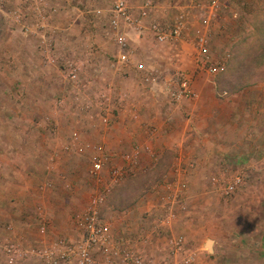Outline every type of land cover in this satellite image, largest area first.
Wrapping results in <instances>:
<instances>
[{
  "label": "rangeland",
  "instance_id": "1",
  "mask_svg": "<svg viewBox=\"0 0 264 264\" xmlns=\"http://www.w3.org/2000/svg\"><path fill=\"white\" fill-rule=\"evenodd\" d=\"M113 2L49 0L59 10L52 25L53 28H59L57 34L61 31L58 37L64 34V28L72 30L68 31L71 35L61 37L62 40L51 48L50 54L59 57L58 64L46 66L41 57V46L45 39L23 35L6 15L19 6L20 0H0V48L6 50L11 61L16 62L11 69L8 68L9 64L6 67L0 65V177L6 180L4 186L0 185V242L10 239V235H16L12 238L31 249L59 238H77L79 233L75 225L78 216L85 212L93 197L105 196L103 206L109 197L105 212L113 223L116 239L141 242L140 233L143 235L148 230L153 231L156 239L182 234L188 246L197 253L201 264H264V0H221L219 12L211 17L208 27L204 19L210 11L208 7H203V13L205 10L207 15L203 16L204 25H201L199 17L196 20L194 17L186 19L184 40L174 42L172 46L160 45L153 40L154 43L141 48L131 42L134 58L146 62L156 71L158 78L161 76L156 85L176 88L181 78H186L194 92L198 77L209 79L213 76L208 77L205 72L212 59L224 66V70L215 76L219 89L230 92L225 97L235 92L239 94L235 98H224V101H234L236 104L235 109L228 110L227 103L223 101L220 110L225 114L222 116L235 114L238 120L243 119L245 116L240 107L245 105H250L254 112L253 129L244 142V148L236 150V147L230 157L199 158L205 156V152L201 150L198 155L189 146L185 153L187 158L162 152L159 161L158 158L151 160L148 150L160 151L161 141L157 145L153 144L152 148L146 147L147 151L144 154L140 152L143 155L134 158L132 163L125 162L126 156L133 153L131 141H127L124 136L123 140L127 143L120 141L122 137L115 135L114 122L108 130L102 127L92 129L87 127V120L91 121L88 115L79 113L77 118L83 122L76 126L69 124L63 115L60 117L53 113L55 103L61 107L63 90H76L68 79V68L63 64L62 57L77 62L84 83L86 71L91 76L104 74L106 79H115L114 84L120 95L132 97L138 92L148 93L156 88L155 84L145 82L143 74L133 66L119 67L116 64L118 48L114 41V30L110 29L108 21V11ZM104 9V15H97V11L103 12ZM69 24L73 26L68 27ZM197 28L208 32L206 46L209 52L206 57L211 59L204 58L207 66L201 68L196 63L200 55L190 44L196 37ZM67 36L70 42L64 40ZM82 48L99 52L98 66L92 67L91 63L84 60L86 54ZM2 55L0 61L3 62ZM68 55L71 57L66 58ZM21 60H27V65H20ZM25 72L30 80L19 82L22 79L20 75H27ZM166 76L170 78L167 81ZM6 93L7 97L4 95ZM166 99L170 105L180 104L184 107L194 102L185 100L177 103L170 96ZM153 120L161 123L160 118ZM75 130L83 131L77 142L72 137ZM104 133L107 134L105 139ZM144 135L143 141L147 137L146 133ZM174 136L178 138L177 134ZM221 136L223 143L228 145L232 136L227 133L226 137L224 132ZM54 143L58 144L57 157L49 158L48 153L54 150L49 147ZM83 146L84 152H79ZM95 146H101L108 154L107 170L121 169L123 175L117 182L112 181L107 173L99 176L100 181L91 175L93 161L98 155L93 148ZM171 169L174 172L188 170V186L195 201L190 213L192 225L188 227L180 223L181 213L179 215L178 212L176 218L165 227L161 225L167 211L164 207L162 209L161 197L158 194L156 196L154 188L164 181ZM234 176H241L244 183L235 193L227 196L221 188ZM143 184H151L150 190L140 197L137 195L134 203L130 204L137 185ZM149 193H155L148 200L151 205L155 204L153 209L150 208L153 210L151 226L146 220L151 214L150 210L134 208ZM144 220L147 225L141 226ZM44 225L46 231L41 233L42 237L38 231ZM170 226L174 232H164V228L169 229ZM208 239L215 240L213 253L205 246ZM139 242H136L138 247ZM163 243L155 249L157 253L151 255L156 264L166 262L155 259L156 255L161 253V257L166 259L170 256L169 252H163ZM165 249L167 251L168 248ZM0 264H9L1 243ZM17 264L42 263L29 259Z\"/></svg>",
  "mask_w": 264,
  "mask_h": 264
},
{
  "label": "crops",
  "instance_id": "2",
  "mask_svg": "<svg viewBox=\"0 0 264 264\" xmlns=\"http://www.w3.org/2000/svg\"><path fill=\"white\" fill-rule=\"evenodd\" d=\"M145 1L146 0H132L131 3L132 9L135 11L139 10ZM173 1L174 2H171L170 0H152L155 7L152 9L151 17L160 22H170L172 21L174 16L177 15V12L180 11L179 13L182 12L186 14L187 19H191V17L192 18L194 17L196 20L199 17L201 19L200 21L202 25L203 16H207L205 15V10L203 13L202 10L203 7H208L210 10L212 8H215V5L212 6L213 3L218 4V6L221 3V0H183V1L173 0ZM216 10L219 9L216 8ZM105 12L106 10L104 9L102 13ZM218 12L219 11H217V13ZM58 14L56 15V18ZM210 15L209 17L211 18ZM70 26L73 25L69 24L68 27ZM65 29L66 28H64L65 31L63 32L64 34L61 33L63 36L61 35L60 37H58L61 31H59V34L51 36V38L53 39L56 38L54 44H56L57 41L60 42L62 40L61 37L64 38L66 34L68 36L71 35V33L68 31L72 29L70 28H67V30ZM206 34L208 36V32ZM129 35L132 39V42L134 44L136 43V45H139L141 48L143 46L147 47L146 45H148L149 43H154L152 36L149 35L148 33H138L137 31L134 30L130 32ZM68 36L67 39L64 40L70 42ZM167 45L172 46L174 45V42L167 43ZM206 48L207 51L209 52V48L207 46ZM82 49L83 52H85L86 54L84 56L85 57L84 60L88 61L89 64L91 63L92 67L98 66L97 57L99 58L98 55L99 52L93 50L87 51L85 48ZM195 49L199 54L200 50L199 49L197 50V48ZM67 51L68 50H66V53ZM2 53H3L2 55L3 62L0 61V65L6 67L7 64H9L8 68L11 69V67L14 66L13 63L16 62L11 61V58L10 56L8 57L6 50L0 48V54ZM46 53L49 54L45 55L44 51L41 52V57H43L42 62L46 66H50L51 64L48 63L49 60L46 59L47 56L50 57V52L46 51ZM68 53L70 54V51H68ZM65 57L70 58L71 55ZM62 58L64 59V57ZM204 58L206 57L198 56V60L196 63L199 68H201L200 66L204 65L202 63ZM207 58L210 59V57ZM104 62L107 64V61ZM27 63H28L27 60L20 61V65L22 66L24 65L26 66ZM218 63L219 62L213 61L212 59L211 66L213 65L217 67L219 70L221 66L218 65ZM101 71H104V69H101ZM220 71L211 72L209 68L208 70L205 69V72L207 73L208 77H210L209 75L211 76L213 75V76L210 77L209 79L208 78L201 79L200 77H198L199 80L198 78L196 79L197 85H194L196 92L195 91L193 92L195 94V97L193 96L192 98L188 99L194 102L186 105V107L180 104L170 105L169 102L166 101L167 96H170L169 95L170 87L168 88V86L166 85L163 86L160 84L158 85L155 84L156 88L155 89L153 88L148 93L140 94L138 92V94L136 93L132 97L127 96L128 98H125L123 102L117 103L121 105V110L117 115V121L116 120L113 121L114 122L113 127H116L115 135L119 134V137L124 136L128 139L127 141H131V149L133 150L132 155L137 154L136 156L137 158L141 157L147 151L146 147L152 148L153 144L157 145V143L158 142L161 143V141L163 143L159 144L161 147L160 151H155L154 149L148 150L149 152L148 155L151 158V160H153L154 158L155 159L158 158L157 160L159 161V159H161L159 154L162 152L163 154L164 152H170L174 156L180 155V158H187L185 153L186 150L189 148V146H191L192 149L197 151L198 155L201 154V150L205 152V156L203 157L201 156L199 158H216L218 156H227V157L232 156L236 147H237L236 150L244 148V144H245L244 142L247 141L248 134L250 133L251 129H253L252 121L254 120L252 119V115L254 114V112L253 110H251L250 105H245L242 108L240 107V109L242 110L245 116L243 119L240 118V120H238V117L235 116V114H227L226 116L228 117L224 115L222 116V114L225 113L223 111L221 112L220 107L224 105L223 104L224 98L226 99H229L230 97L235 98L239 93L235 92L234 94H231L229 97H225L229 91L228 92L221 91L218 86L219 82L215 79V76ZM20 77L22 79H19L20 80L19 82L24 83V80L26 82L30 80V79L28 80L29 77L28 73L27 75H20ZM86 77L87 78L85 79L84 90L76 91V90H72V88H65V90H63L64 92L62 91L63 94L60 100V103H62L61 107H58L56 103L53 106L54 114L60 117L63 115V117L67 119V122L69 124L72 123V125L74 124L76 126L80 125L83 122L80 120V118H77L79 113H83L85 114V116L86 115L89 116L90 113L94 112V110H97L96 102L98 98L101 96V94L103 93L107 94L109 96L110 101L117 99L119 95L117 88L114 84L115 79L114 80L106 79L104 74L91 76L90 73L88 74L87 71H86ZM159 78H161V76H159ZM166 79L169 80L170 79L169 76H166L165 80ZM9 83H11V80H9ZM4 95L5 97H7L8 94L6 93ZM21 96L23 97L22 94ZM22 97H19V99H22ZM183 101L177 103H182ZM224 103L225 104L227 103L228 110L235 109L234 106L236 103L234 101L229 102V100L227 101L225 100ZM88 105H93L92 110L88 109ZM223 108H225V106ZM151 117L153 118L150 119ZM221 117H223L222 120ZM155 118H160L161 123L154 121L153 119ZM87 122H88L87 127H89L91 121L87 120ZM145 122H149V123L145 124ZM80 130L79 131L75 130V131H78V133H80L81 135L82 134L81 132L83 131ZM149 131L152 133V135H150ZM154 132L159 134L161 137L159 138L158 135L154 134ZM223 132L226 135V137H227V133L228 135L230 134L232 136V138H230L231 140L230 143L228 144L227 142L228 145H225L223 143L224 140L221 136L223 135ZM145 133L147 134V137H145V141H143ZM174 134L175 135L177 134L178 136L177 139H175ZM106 135L107 134L105 133L103 134L104 139L105 137H107ZM120 141H122L123 143H127L123 140V137L122 140ZM49 148H52L54 150L52 152H49L47 156L49 158H56L58 152L57 150L58 144L55 145L54 143L53 145H50ZM140 152L141 153L143 152V154H140ZM46 154L47 153H45V155ZM237 158L239 157L237 156ZM186 171L188 170H177L176 172H174L173 169H171L167 175L168 178L166 177L164 181L162 180V182H160V184L154 188V190L156 191V196L158 194L161 197L162 209L163 207L164 209H167L168 207L172 206L173 209L176 210L179 215L181 213V215L179 216L180 220L179 219L178 220L180 221V223L182 222L184 227H188L192 225L193 219L190 217L191 216L190 213L191 211H193L195 207L193 205L195 201L192 198L193 196L188 186V181H187L188 173ZM3 182H6V180L0 177V185H3ZM168 183H170V185ZM182 184L185 185L184 188L181 187ZM7 185L8 182L5 186L6 189H7ZM45 187H47V185H45ZM159 190L160 192L162 191V193H160ZM150 196H155V193L147 194L134 207L136 208V210H140L141 208L145 211L150 210L149 213L151 212V214H149L148 219H146L149 226H151L150 217L153 214V210H151L150 208L152 207L153 209L155 207V204L151 205L150 201H148ZM160 197L158 196V201L160 200ZM144 201H148V202H145L143 204ZM19 204L22 203L20 202ZM39 213H43V212L40 211ZM145 223H146L145 220L144 222L142 221L141 226L147 225ZM166 228H164V232L167 233L174 232L173 227L170 226L169 229ZM43 231L44 232L46 231L45 225L42 226V228L38 231L40 236H42L41 233H44ZM141 234L142 233H140L141 242L137 240H134V242L135 244H137L136 242H139L138 243L140 245L139 247H141V249H143L144 251L148 252L151 255H153V253L154 254L157 253V250L155 249L156 248L158 249L160 246H162L161 243L165 241L164 243L166 244V242L168 243V239H170V237L166 238L167 235H165L162 238L158 237L156 239V237L153 236L154 233L152 230L143 232V235ZM171 235L175 236V234H171ZM8 237L12 238V237H16V235L15 236L10 235ZM165 244L163 245L164 247L162 248V250L163 252H168V250L166 251L165 249L167 248ZM155 259H157L158 261L162 259V261L164 262L168 261V263L173 262L170 256L168 259L161 257V253L159 255H156Z\"/></svg>",
  "mask_w": 264,
  "mask_h": 264
},
{
  "label": "built area",
  "instance_id": "3",
  "mask_svg": "<svg viewBox=\"0 0 264 264\" xmlns=\"http://www.w3.org/2000/svg\"><path fill=\"white\" fill-rule=\"evenodd\" d=\"M131 3L132 0H114L112 7L108 11L109 26L110 29L114 30V41L118 48L116 64L119 67L130 68V66H133L138 72L143 74L145 82L154 85L159 79L158 75L146 62L138 61L134 58L131 45L132 39L129 34L134 30L138 33H148L160 45L176 42L184 39L187 17L185 13L181 12L170 22H160L151 17L152 9L155 7L152 0H146L142 7L136 11L132 9ZM214 5L215 8L209 10L211 17L216 15L218 11L216 8L219 9L218 7H220V5L213 3L212 6ZM58 13V8L51 5L49 0H20L19 6H15L6 15L13 20L15 25L18 26L17 29L23 35H33L45 39L41 47L44 54L48 55L49 53L47 54L46 51L51 52V48L54 46V39L51 36L57 34V29H59L52 26ZM97 13V15H103L100 10ZM208 17L204 19V24H209L211 18ZM195 34L196 37L190 41V44L200 50V56L206 57L208 53L206 31L205 29L197 28L195 29ZM47 35L50 36L48 37ZM50 57L47 56L46 59L49 60L48 63L51 65L58 64L60 61L58 56L50 54ZM61 60L68 68L67 76L71 84H73V88L76 91L84 90L85 83L81 79L82 70L77 62L73 63L71 59L65 58ZM202 63L206 67L207 62L203 60ZM223 69L224 66H221L219 70L213 65L209 66L211 72ZM169 94L172 100L176 102L188 100L194 96L189 80L186 78H181L178 87L169 88ZM126 97V95L119 94L117 99L110 101L107 94H101L97 100L98 104L96 102L97 110L89 114L92 129L98 127L108 129L111 127L121 110V105L117 103L123 102ZM92 106L88 105V109L92 110ZM72 137L77 142L81 135L78 131H75ZM93 148H95L98 155L93 161L91 175L100 181L99 176L102 173H107L112 181L117 182L123 175L121 174V169L112 168L107 170L106 167L109 165L107 154L101 146ZM84 149V146L80 147L79 152L83 153ZM134 158H136L135 155L128 154L125 162L132 163ZM243 183L241 176H234L221 189L225 195L229 196L235 193ZM181 187L184 188L185 185L182 184ZM104 202L105 196L93 197L85 212L78 216L75 225L79 233L77 238H59L31 249H27L16 238L5 239L0 242L9 264H17L29 259L36 260L42 264H156L151 254L149 255L148 252L140 249L134 242L123 238H115L110 216L105 211L102 212ZM166 211V217L161 222L162 226H166L177 216V211L172 206L168 207ZM167 248L173 262L168 263L166 261L165 264H201L198 261L197 253L188 246L186 237L182 234L171 237L168 240Z\"/></svg>",
  "mask_w": 264,
  "mask_h": 264
},
{
  "label": "trees",
  "instance_id": "4",
  "mask_svg": "<svg viewBox=\"0 0 264 264\" xmlns=\"http://www.w3.org/2000/svg\"><path fill=\"white\" fill-rule=\"evenodd\" d=\"M236 61V60H235ZM238 62H239V60H237ZM250 72V71H249ZM243 86H241L240 87V89L242 88ZM165 153H167L168 155H170V156H172V153H170V152H165ZM165 159H168V158H165ZM162 163H164V159H163V161H162ZM154 174V173H153ZM155 175V174H154ZM145 183V182H144ZM150 185L151 184H143V185H137V188L135 189V195L133 194V196H134V199L133 200H131V202H130V204H133L134 203V200H135V198L137 197V195H138V197H140V195H142L143 193H146L147 191H149L150 190ZM145 188V189H144ZM109 200V197L107 198V200H106V203H105V205L102 207V212H104L106 209H105V207L108 205V203H107V201ZM107 204V205H106Z\"/></svg>",
  "mask_w": 264,
  "mask_h": 264
},
{
  "label": "water",
  "instance_id": "5",
  "mask_svg": "<svg viewBox=\"0 0 264 264\" xmlns=\"http://www.w3.org/2000/svg\"><path fill=\"white\" fill-rule=\"evenodd\" d=\"M214 244H215V241L213 239H208L205 243V246L208 248L209 252L211 253L214 252Z\"/></svg>",
  "mask_w": 264,
  "mask_h": 264
}]
</instances>
